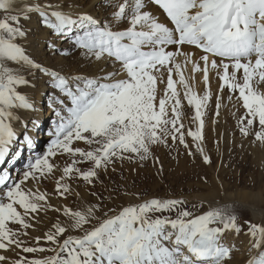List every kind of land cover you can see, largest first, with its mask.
Returning <instances> with one entry per match:
<instances>
[{"label": "snow or ice", "instance_id": "obj_1", "mask_svg": "<svg viewBox=\"0 0 264 264\" xmlns=\"http://www.w3.org/2000/svg\"><path fill=\"white\" fill-rule=\"evenodd\" d=\"M19 2L0 0V165L10 155L13 160L19 156V150L12 152L18 139L29 149L34 145L19 114L37 110L35 102L21 91L33 86L25 72L49 77L52 87L69 103L57 101L61 108L55 111L58 119L50 133L54 138L46 153L28 161L22 179H13L8 171L0 173V187L7 186L0 196V250L7 252L15 246L24 253L50 251L54 255L9 262L0 254V264H228L235 246L225 243L226 234L242 232L230 205L210 207L197 215L185 207L183 198H151L109 215L101 204L77 210L55 208L48 193L22 185L52 177L58 165L49 158L66 154L71 164L63 167L55 191L67 199L73 189L65 181L80 179L94 186L97 170L106 171L116 160H147L154 145H167L169 139L188 148L178 84L187 104L195 109L193 119L199 122L197 130H189L188 135L202 141L203 110L212 99L210 71L222 82L220 92L225 88L238 92L237 99L246 109L240 121L242 134L249 135L258 123L255 139L264 144V92L259 90L264 84V0H109L116 9L112 22L126 24L122 30H113L111 23L87 13L64 11L59 5L30 3L18 8ZM149 4L162 9L171 27L147 10ZM33 13L55 36L82 49L86 58L119 63L126 78L117 79L120 72L72 76L37 62L19 42L28 35L21 20H30ZM185 46L203 54L193 59L196 54ZM49 47L55 50L54 44ZM188 65L192 73L203 74L206 90L202 96L190 83L194 75H185ZM160 84L165 88L158 99ZM220 107L218 97L217 115ZM21 124L25 130L22 137L18 131ZM77 141L90 149L73 147ZM197 150L204 153L199 143ZM203 158L211 163L206 154ZM88 162L91 168L82 171L78 167ZM49 210L62 212L71 224L66 227L57 222L55 231L45 234L46 242L54 247L26 246L21 237L33 227L30 221L35 214ZM246 223L245 234L256 251L247 264H264V224ZM10 225H19L22 231ZM69 228L82 234L68 235L61 242ZM35 239L39 245L40 237Z\"/></svg>", "mask_w": 264, "mask_h": 264}, {"label": "rangeland", "instance_id": "obj_2", "mask_svg": "<svg viewBox=\"0 0 264 264\" xmlns=\"http://www.w3.org/2000/svg\"><path fill=\"white\" fill-rule=\"evenodd\" d=\"M91 1L92 0H86V3ZM115 2H117V0H111V3ZM120 2H122V0H120ZM108 3L109 0H107V3H105L107 10L104 12V15H101L103 17L100 16L99 20L101 21L104 17H106L107 19L111 20L110 23L113 26V30H122L126 24L124 22H112V13L116 9L111 7L110 3ZM94 4L96 5L94 8H96L98 3ZM156 7L159 9V12L163 14L164 17H166L162 9H160L158 6ZM94 8L91 7V9ZM99 13L100 11L96 13V16L98 15L99 17ZM107 13H110L111 15H106ZM165 19L170 24V22L167 20V17ZM24 21L25 20H23V22ZM21 24L29 35V31L27 28H25L22 20ZM43 31L45 34L43 33L42 38L45 39L42 49H44V51L52 52L53 49L49 47L50 42H47L46 40L48 39V35H53V31L42 28L41 32ZM36 37L34 36L33 40H35V43L36 41L38 43L39 41L36 39ZM58 40L59 38H54V40H52V44L55 45V50L57 49L56 46ZM21 41L22 43L20 41L19 42L28 51L31 47L26 43L30 40L26 38L25 40ZM24 41L25 44L23 43ZM185 47L190 48L188 46ZM78 49L79 48L75 49V51L72 53L69 52L70 55L72 54V56H75L79 54L78 51H81L82 49ZM196 51L200 52L198 49ZM200 53L203 54L202 52ZM229 71L231 72L232 69L230 68ZM214 72L215 71L211 73V78L213 79L214 83L219 84L216 87V92H212L211 101L207 104L206 109L203 110L204 129L202 141H194L193 138L188 135L189 130L193 132L197 130L199 122L193 119L195 115V109L189 106L187 104V100L183 98L182 86L177 85L178 90L181 91V99L184 105L182 109L183 116L181 122L184 125L182 131L184 133L185 142L188 144V148H185L184 145L179 142V140L173 142L171 139H169L167 145H154L152 147V157L147 160L141 161L138 158L133 159L132 161L127 159L124 161L116 160L115 163L110 165L106 171L103 169L97 170L98 179L93 181L94 186L89 185L80 179L65 181L66 183H69L72 188L75 187L77 189L80 198H78V195L72 193L67 195V199H63L58 194H56L55 191L56 181L62 175L63 167L71 164V158L66 154H58L55 158H49L52 163L58 165V168L52 177L43 179L39 183L32 180L31 182L33 184L35 183L34 185L39 187L41 191L46 193L54 192L52 194L54 201L57 200L61 204L68 205L66 207L73 210L80 208L82 198H89L87 202H84L87 204L89 203V205L101 204L103 206L104 212H108L111 209H116L119 211L122 207H125V203L131 202V204H139L142 203L144 199L148 200L151 199V197L183 198L187 201L185 207H187L188 210L192 211L194 214L199 215L208 211L210 208L209 206H211L205 204L204 200L211 202L219 201L220 203L216 204L214 207L230 205L232 211H234L238 217V224L242 228V232L239 235H236L235 233H229V235L226 234V236L243 240L250 238L245 234L248 227L246 222L255 224L256 222H254V220L251 218L249 212L247 213L243 209L241 206V202L243 200L240 198L241 196H253L256 194V200L250 201L253 204H260V206L264 208V144H261L255 139L254 133L259 131L258 123L254 125L249 135L245 136L242 134L240 130L242 127L240 121L245 116L246 109L242 106V101L237 99L238 92L233 94L227 88H225L223 92H220V85L222 82L219 80L216 72ZM41 74L44 75L43 73ZM241 75L242 70L241 73H237V77L239 78ZM45 77L49 79V77ZM124 78H126V75L123 77V79ZM47 86L50 87L52 85L48 84ZM200 87L202 89H206L204 83ZM158 88L159 91L157 98L159 99L163 94L165 85L160 84L158 85ZM259 90L264 92V84L259 86ZM47 93V97H45L44 100L46 114L49 113L51 109V103H49V101L52 102L50 96L53 95L54 92L47 91ZM230 96L231 99H229ZM218 97L221 104V107L219 108V115L216 114V102ZM33 101L35 102L37 109L36 95ZM48 125L49 122H47L46 126ZM45 132L46 130L40 131L41 135L39 138L40 140L48 141V143H46L48 148L50 144L49 142H51V140H47L43 137L46 135ZM19 140L20 139H18V141ZM198 143L204 149L203 154L197 150ZM73 147H80L85 150L90 149V146L84 144L82 141H77ZM204 154L210 158L211 163H205L203 158ZM23 158L24 159L21 160L16 166L11 165L12 167L9 171L11 177L17 172H20V176L22 175L24 170H22L21 167L26 160V156H23ZM78 167H80L82 171H85L91 168L92 164L91 162L83 163L78 165ZM15 168L17 169L16 172L14 171ZM19 169L21 170L19 171ZM20 176L14 179H22ZM22 187L27 188L25 185H22ZM137 197H139V199H137ZM200 198L202 199L200 200ZM201 203H203V207L200 206ZM49 211L52 212L51 210ZM46 213L41 212L39 214H42L43 219L46 220L49 217ZM55 214L57 215V213H54L53 216L56 217ZM50 220H52V218H50ZM30 222L33 224L32 221ZM56 223L57 222H54L49 226H46L47 229L40 225L38 226V229H35L33 225L32 228L27 230L28 235L22 236L21 239L25 242L26 246L50 248L51 244L46 242V240L44 241L45 234L47 231H51L49 229H51V227ZM10 226L16 230L22 231L19 225ZM35 231L37 233V237H40L41 239L39 245L36 244V239H34L36 238ZM33 236L35 237L33 238ZM241 251L242 249L235 248V250L232 252V256H234L235 252L241 255ZM10 253H23L24 258L29 260L46 258L42 252L24 253L21 249L16 248L15 246H13L7 252L0 250V254ZM249 253L250 250H248L247 255L242 258V264H246V262L253 255Z\"/></svg>", "mask_w": 264, "mask_h": 264}, {"label": "bare ground", "instance_id": "obj_3", "mask_svg": "<svg viewBox=\"0 0 264 264\" xmlns=\"http://www.w3.org/2000/svg\"><path fill=\"white\" fill-rule=\"evenodd\" d=\"M145 2L147 3L148 0H145ZM30 3H40L41 5H43L45 3H49L52 5H59L62 7V9L64 11H72L75 14L87 13L89 15H92L94 18H96L98 20H99L100 16L104 15V12L107 10V7L105 5V3H107V0H92L91 2H88V3H86V0H20L17 7L20 8V7H23L24 4H30ZM94 3H98L97 4L98 8L97 7L94 8L96 6ZM91 7L94 9H91ZM147 10L151 11L154 15L158 16L160 18L161 22L168 23L165 19L166 17H164V15L159 12V9L155 5L149 4ZM98 11H100L99 17H98V15L96 16V13ZM108 14L111 15L110 13H107L106 15H108ZM101 17H103V16H101ZM101 21L110 23L111 20L104 17L103 20H101ZM22 23H24L25 28H27V30L29 31V35L27 36V38L30 41L27 42L26 44L30 45L31 48L27 51L28 54L33 59H35L37 62L41 63L43 66L48 67L51 70L59 71L62 74H67V75H72V76L78 75V76H87V77H100V76L106 75V74L111 73V72H118V70L121 68L119 63H115V62L108 60V59H105L103 61L90 60L83 55V50L78 51L79 54H77L75 56H72V54L66 55L65 53H69V52L72 53L77 48L71 43L70 40L63 38V37H57L54 35V33L52 36L48 35L47 36L48 39L46 41L47 42L49 41L50 43H52L53 42L52 40H54V38H57V39L59 38L57 46H56L57 49L55 51L52 50V52L44 51V49H42V46L44 45V39L45 38H42L44 31L41 32V29L44 28V29H47L50 31H51V29L45 27L42 23L41 18L38 16V14H35V13L31 14L30 20L23 22V19H22ZM169 26L171 27V24H169ZM34 36L35 37L37 36L36 39H38V41H39L38 43H37V41L35 43V40H33ZM20 42L22 43V41H20ZM23 43L25 44V41ZM185 50L190 51V52H194L196 54L193 57V59H198L199 56L202 55L200 52L196 51L197 49H191V47L190 48L185 47ZM201 64H202V61H201ZM119 72H120V74L117 76V79H123V77L126 74L123 73L122 71H119ZM212 72L213 71H210V73H209V80H210V85H211V91L213 92V91L217 90L216 87L218 86L219 83L216 84L213 82V79L211 78ZM25 75L31 81L33 86L22 88L21 91L23 93L27 94L32 100H34L35 95H36L37 110L35 112H33V111H21L19 114L21 115L22 121L24 123H27V125H28L27 134L33 138V141H34V145L32 147L33 149L29 150L28 146L23 142L22 138L19 141L17 140L16 144L13 146L12 152L15 153L17 150H19V153H20L19 156L17 158H15L14 160H13V157L11 155L9 157H7L5 159V162L2 165H0V173H2L3 171L9 172L11 167H12L11 165L16 166L17 164H19L20 161L24 159L23 156L24 157L26 156V160H25V162L21 168H22V170H25V167H26L29 160L34 159V157L38 154L42 155V154L47 152L48 148L46 146V143H48V141L40 140V138H39V136L41 135L40 131L46 130V132H45L46 135H44L43 137L47 140H52L54 138V136L51 135L50 133H54L55 124H56V121L58 119L55 115V111L61 108V105L59 103H57V101L58 100H64L65 104L69 103L68 99L66 97H64L57 89H55L54 87L52 88V86H50V87L47 86L48 84L51 85V81L49 80L50 78L49 79L46 78L44 75H42L39 72H35V73L25 72ZM185 75L186 76H193L194 75L195 79L191 80L190 83H192L194 85L197 93H201L203 95L205 90H206V89H202L200 87L203 84V80H202L203 74L202 73H192L191 65H188L187 69L185 70ZM173 78L178 79V77L175 75L173 76ZM165 79H166V75H165ZM198 87H200L201 89ZM47 91L48 92L51 91L54 93H53V95L50 96L52 99L51 100L52 102L49 101V103H51V107H50L51 109H50L49 113L46 114V106L44 104V100H45V97H47V94H48ZM32 121H36L38 123L33 125ZM47 122H49L48 126H46ZM18 131L21 133V137H22V135L24 134V131H25L23 128V124H21L19 126ZM20 170L21 169H19V171ZM14 171L16 172L17 169L15 168ZM19 176H20V172H17L16 174H14L12 176V178L13 179L18 178ZM21 176H20V178H22ZM34 184L30 180V181H27L25 186L27 188L35 189L36 186ZM6 187L7 186L0 187V196H2L3 193L6 191ZM72 189H73V192H72L73 194H75V195L79 194L75 187H73ZM42 192H44V191H42ZM53 193L54 192L48 193L49 194V203L53 207L63 209L64 207L68 206V205L59 203L57 200L54 201L53 197H52ZM72 193H70V194H72ZM256 197H257L256 194L253 196H249V195L241 196L240 199L243 200L241 202V206L243 207V209L247 213L249 212L251 218L254 220V222H256V224H264V208H262L260 206V204H253L250 201V200H252V201L256 200ZM78 198H80V195H78ZM201 199L202 198H200V200ZM88 200H89V198L88 199L82 198L81 199V206L89 205V203L88 204L84 203V202H87ZM143 201H145V199ZM204 201H205L204 203L207 204L208 206L211 205L209 207H214L216 204L220 203L219 201H215V202L206 201V200H204ZM247 202H250V203H247ZM128 204H131V202L125 203V206H128ZM81 206L79 209H82L85 207V206H83V207H81ZM116 212H118V211L117 210L115 212L108 211L109 215H115ZM54 213H57V215L55 214L56 217L53 216ZM42 214H35L36 218L34 220H32L35 229H38L39 225L46 228V226H49L51 223H54V222H59L60 224L66 226V227L71 224V221L68 219V217L64 216L62 214V212H57V211L50 212L49 211L46 213L49 216L46 220L43 219ZM98 215H102V214H98ZM50 218H52V220H50ZM55 219H56V221H55ZM49 230L55 231L53 226ZM39 231H41V230H39ZM47 232H49V231H47ZM35 233H36V231H35ZM81 234H82V231L76 232V231H73L69 228V231L66 232L64 234V236L60 237V240L62 242L63 239L66 238L68 235H81ZM32 235H34V234H32ZM34 237L35 236H33V238ZM36 237H37V233H36ZM44 241H45V239H44ZM44 241H43V243H44ZM225 243L228 244L229 246L234 245L235 248L242 249L241 255L239 253L235 252L234 256H232V259L228 262V264H242V261H243L242 258H244L247 255L248 250H250L249 254H253V255L256 254V251L254 249H252L251 238L243 240V239H237V238L235 239V238H232L231 236L230 237L226 236ZM51 247H54V245L51 244L50 248ZM42 254L45 257H49V256L54 255V253L50 252V251L42 252ZM2 255L7 256L9 262L24 258L23 253H10V254H2ZM247 262H246V264H247Z\"/></svg>", "mask_w": 264, "mask_h": 264}]
</instances>
